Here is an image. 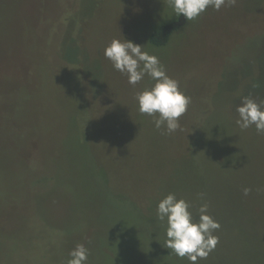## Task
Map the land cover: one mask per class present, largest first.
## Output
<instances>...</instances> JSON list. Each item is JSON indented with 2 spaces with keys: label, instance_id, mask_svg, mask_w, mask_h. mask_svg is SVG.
Here are the masks:
<instances>
[{
  "label": "rangeland",
  "instance_id": "1",
  "mask_svg": "<svg viewBox=\"0 0 264 264\" xmlns=\"http://www.w3.org/2000/svg\"><path fill=\"white\" fill-rule=\"evenodd\" d=\"M180 17L170 0H0V264H67L77 244L87 264H191L163 246L169 193L221 225L198 264H264V133L236 123L243 97L264 101V0L150 42ZM124 37L191 97L175 132L139 111L154 81L105 57Z\"/></svg>",
  "mask_w": 264,
  "mask_h": 264
},
{
  "label": "clouds",
  "instance_id": "2",
  "mask_svg": "<svg viewBox=\"0 0 264 264\" xmlns=\"http://www.w3.org/2000/svg\"><path fill=\"white\" fill-rule=\"evenodd\" d=\"M236 0H170L176 17L186 21L197 19L209 7L219 11L232 6ZM143 45L132 40L114 38L105 48L104 55L112 66L128 77V83L135 86L148 76L154 84L137 93L139 111L154 117L157 129L165 128L168 133L180 127L179 118L187 111L191 97L180 89L179 82L167 75L156 55L143 50ZM236 111V123L241 129L255 125L258 133H264V101L257 102L251 95L242 98ZM250 189L245 188L247 195ZM202 195V194H201ZM209 205L202 203L198 219L194 217L192 205L175 193L167 194L157 206V219L166 221V241L163 245L180 258H187L191 264H198L215 250L219 236L214 233L221 228L219 221L208 213ZM90 250L84 244H77L69 252L67 264H87Z\"/></svg>",
  "mask_w": 264,
  "mask_h": 264
},
{
  "label": "trees",
  "instance_id": "3",
  "mask_svg": "<svg viewBox=\"0 0 264 264\" xmlns=\"http://www.w3.org/2000/svg\"><path fill=\"white\" fill-rule=\"evenodd\" d=\"M184 17L181 16L177 20L164 24L161 28L155 29L150 34L149 40L155 46H163L168 43L172 35L184 24ZM75 63V59L69 60Z\"/></svg>",
  "mask_w": 264,
  "mask_h": 264
}]
</instances>
